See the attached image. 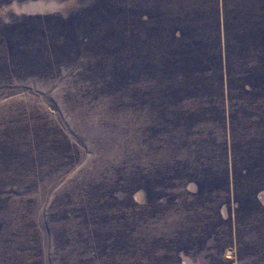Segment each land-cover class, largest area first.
I'll list each match as a JSON object with an SVG mask.
<instances>
[{"label": "rangeland", "instance_id": "374dc122", "mask_svg": "<svg viewBox=\"0 0 264 264\" xmlns=\"http://www.w3.org/2000/svg\"><path fill=\"white\" fill-rule=\"evenodd\" d=\"M224 2L0 0V264H264V217L225 246L234 197L193 172ZM226 9L233 34L264 27V0Z\"/></svg>", "mask_w": 264, "mask_h": 264}, {"label": "trees", "instance_id": "16d2710c", "mask_svg": "<svg viewBox=\"0 0 264 264\" xmlns=\"http://www.w3.org/2000/svg\"><path fill=\"white\" fill-rule=\"evenodd\" d=\"M224 1V29L219 49L214 46L219 60L215 55L217 63L212 59L209 69L217 78L219 90L215 95L219 103L211 102L214 116L208 119L215 126L210 136L213 163L209 158L207 172L199 170L198 166L193 172L198 196L204 193L215 194L216 198H221L222 194L233 195L238 213L236 233L234 236L231 229L221 240L225 246L235 244L240 250L243 245L240 237L244 226L242 215L250 209L249 213L256 210L264 217V206L258 198V193L264 189V27L241 28L237 35L231 33L232 20L226 9L227 0ZM258 25L263 22L260 20ZM226 86L227 97L224 94ZM243 105L251 111L247 112ZM193 113L192 118L196 117V112ZM217 215L222 219L220 211ZM231 221L230 215L229 226Z\"/></svg>", "mask_w": 264, "mask_h": 264}]
</instances>
